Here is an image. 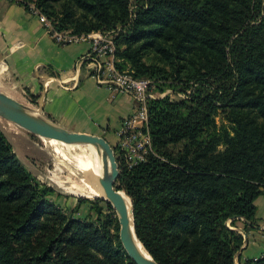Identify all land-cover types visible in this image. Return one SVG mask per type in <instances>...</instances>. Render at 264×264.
Segmentation results:
<instances>
[{"label":"trees","instance_id":"obj_1","mask_svg":"<svg viewBox=\"0 0 264 264\" xmlns=\"http://www.w3.org/2000/svg\"><path fill=\"white\" fill-rule=\"evenodd\" d=\"M17 2L58 31H116L120 69L159 93L189 91L149 101L154 154L133 168L118 159L116 187L157 263L236 264L245 243L237 224L255 225L264 195V0ZM28 102L38 107L36 97ZM54 194L0 128V264H135L111 223L64 214Z\"/></svg>","mask_w":264,"mask_h":264},{"label":"crops","instance_id":"obj_2","mask_svg":"<svg viewBox=\"0 0 264 264\" xmlns=\"http://www.w3.org/2000/svg\"><path fill=\"white\" fill-rule=\"evenodd\" d=\"M89 50L87 43L56 44L30 10L17 0H0V91L36 97L37 109L49 120L75 133L103 136L119 148L122 120L136 103L100 86L92 68L80 64ZM255 205V225L246 227L243 219L238 225L247 235L239 264L264 256V195Z\"/></svg>","mask_w":264,"mask_h":264},{"label":"rangeland","instance_id":"obj_3","mask_svg":"<svg viewBox=\"0 0 264 264\" xmlns=\"http://www.w3.org/2000/svg\"><path fill=\"white\" fill-rule=\"evenodd\" d=\"M135 1L132 0V3H135ZM158 91L154 89L153 93L156 94ZM166 91H169L167 96L175 100L183 99L184 97H181V95H188L189 93L188 91L186 94H176V91L179 90L171 87H166ZM9 94L12 95L11 98L20 103L39 110L33 107L26 97L19 95L18 92H10ZM42 116L44 115L42 114ZM217 124L219 127L222 126V115L218 116ZM0 128L12 144L14 152L30 169L36 181L40 184L48 185L55 190V194L49 197V200L55 203L64 214H72L74 218L94 223L98 219L111 223L112 235L118 236L120 239V225L115 209L111 206L113 209L111 210L108 206L110 205L108 201L94 193L95 181L83 169L85 164L91 165V163L98 159V153L94 148L89 146L63 147L52 144L3 117H0ZM68 131L72 132L71 130ZM94 136L105 139L103 136ZM111 146L114 148L117 162L119 159L124 165L128 166L127 156L119 148ZM181 147L182 145L173 147L172 149L178 151ZM219 149L223 150V147ZM118 165L120 167L119 163ZM80 200H83L84 203H80ZM96 206L98 209H101V215H98ZM240 224L241 222L237 226H240ZM115 225H118V230L113 227ZM236 264H239L238 259H236Z\"/></svg>","mask_w":264,"mask_h":264},{"label":"built area","instance_id":"obj_4","mask_svg":"<svg viewBox=\"0 0 264 264\" xmlns=\"http://www.w3.org/2000/svg\"><path fill=\"white\" fill-rule=\"evenodd\" d=\"M30 12L38 17L56 44L65 46L87 43L90 50L80 64L87 63L92 68L93 77L100 86L114 94L131 96L136 104L132 114L122 120L118 146L127 156L129 168L146 163L148 157L154 154L148 103L152 99L166 97L169 91L154 94L156 87L152 80L135 78L129 67L124 70L118 67L121 61L117 58L116 31L76 35L71 31L56 30L52 22L33 4L30 5ZM181 97L188 98L187 95Z\"/></svg>","mask_w":264,"mask_h":264},{"label":"water","instance_id":"obj_5","mask_svg":"<svg viewBox=\"0 0 264 264\" xmlns=\"http://www.w3.org/2000/svg\"><path fill=\"white\" fill-rule=\"evenodd\" d=\"M0 117L6 118L41 139L55 143L58 146L93 147L102 156L104 162V175L100 180V185L106 196L104 199L115 209L118 216L120 241L125 252L135 264H159L145 250L136 236L132 204L128 208L126 200L124 199L125 194L117 190L116 181L120 173L119 165L114 148L106 139L89 134L70 132L42 116L40 110L30 108L1 91ZM244 236L245 241H247V235L245 234ZM136 241L142 245L147 255L142 254Z\"/></svg>","mask_w":264,"mask_h":264},{"label":"bare ground","instance_id":"obj_6","mask_svg":"<svg viewBox=\"0 0 264 264\" xmlns=\"http://www.w3.org/2000/svg\"><path fill=\"white\" fill-rule=\"evenodd\" d=\"M52 144H55V143H52ZM83 169H84L85 172L89 173L92 176V178L94 179V181H95L94 193L97 196H100L102 198H106L105 193L103 191V188L100 185V180L102 179V177L104 175V162H103L102 156L98 154V159L95 162L91 163V165L90 164H87V165L85 164ZM124 199L126 200L128 208H130L131 202L126 197V195H124ZM136 243H137L139 249L141 250L142 254L147 255L145 250H144V248L142 247V245L138 241H136Z\"/></svg>","mask_w":264,"mask_h":264}]
</instances>
